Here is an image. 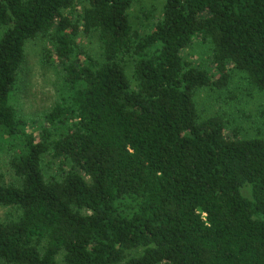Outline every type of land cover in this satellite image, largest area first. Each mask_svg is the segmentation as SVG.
Instances as JSON below:
<instances>
[{
	"label": "trees",
	"instance_id": "16d2710c",
	"mask_svg": "<svg viewBox=\"0 0 264 264\" xmlns=\"http://www.w3.org/2000/svg\"><path fill=\"white\" fill-rule=\"evenodd\" d=\"M136 1L0 0V264H264V138L196 102L231 71L264 92V0H164L148 30ZM39 36L61 84L26 119Z\"/></svg>",
	"mask_w": 264,
	"mask_h": 264
},
{
	"label": "rangeland",
	"instance_id": "374dc122",
	"mask_svg": "<svg viewBox=\"0 0 264 264\" xmlns=\"http://www.w3.org/2000/svg\"><path fill=\"white\" fill-rule=\"evenodd\" d=\"M164 0H137L129 10L130 20L134 27L148 30L160 15V8ZM86 47L92 55L97 54V44L89 39L85 40ZM50 48L48 38L39 36L28 40L24 47V61L18 75L17 89L13 95L18 114L24 118L37 119L43 112L52 106L57 97L61 77L56 67L45 62L46 52ZM188 57L196 64H206L209 52L206 47L194 44ZM130 75V72H128ZM200 117L215 113L224 114L227 119V132L233 127L238 128L241 137L264 138V92L249 85L241 73L230 72L229 83L221 88H206L196 97ZM0 133V140L3 139ZM1 143V142H0ZM5 150L6 144H1ZM1 171L7 181L12 180L8 172L3 154ZM13 211L10 207L0 206V219L7 212Z\"/></svg>",
	"mask_w": 264,
	"mask_h": 264
}]
</instances>
